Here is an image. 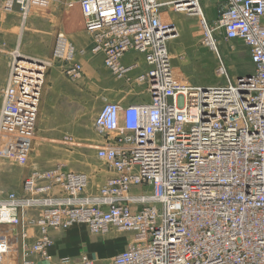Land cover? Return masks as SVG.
I'll return each instance as SVG.
<instances>
[{
	"label": "built area",
	"instance_id": "built-area-1",
	"mask_svg": "<svg viewBox=\"0 0 264 264\" xmlns=\"http://www.w3.org/2000/svg\"><path fill=\"white\" fill-rule=\"evenodd\" d=\"M202 1L212 4L216 20L206 19ZM31 2L0 5L7 12L18 7L24 17ZM196 3L191 9L204 14V45L221 59L218 32L243 44L252 74L231 78L220 68L227 83L217 87L179 81L170 51L177 28L163 21L171 7L188 13L178 3L80 1L94 52L115 76L139 84L147 98L108 102L97 115L94 128L103 140L96 155L111 174L103 184L82 172L34 167L21 190L0 191V228H16L25 264L48 260L54 235L82 224L93 233L134 232L113 264H264V218L256 216L260 211L264 217V0ZM56 42L54 61L67 78L82 77L75 46L62 34ZM131 54L144 63L125 66ZM32 65L10 67L1 91L0 133H33L45 69ZM234 218H249L251 236L232 229ZM59 264L94 262L64 257Z\"/></svg>",
	"mask_w": 264,
	"mask_h": 264
},
{
	"label": "rangeland",
	"instance_id": "rangeland-1",
	"mask_svg": "<svg viewBox=\"0 0 264 264\" xmlns=\"http://www.w3.org/2000/svg\"><path fill=\"white\" fill-rule=\"evenodd\" d=\"M79 1L32 0L26 14L27 17H23L18 7L7 12L0 5V50L5 46L8 47V51L1 50L0 53L7 56L9 72L7 83L12 63L27 62L22 66L31 68L29 64H33L34 61L36 63L38 61L49 62L34 117L33 133L29 135L5 134L3 131L0 133V191L17 192L21 190L23 182L34 167L39 170L60 168L66 172H82L92 175L95 183L103 184L111 174L96 155V147L103 140V136L94 128L97 115L108 102L122 99L126 102H135L147 98L139 84L126 77L119 78L113 75L104 64L102 66L100 62L102 55L93 52L92 37L86 32ZM201 6L206 11L208 20L217 19L218 16L212 4L203 1ZM58 10H65L64 27L59 32L50 30L43 34L41 45L45 46L49 43L48 46L52 47L53 53L51 59L42 58L35 55L38 45L32 37L34 35L29 26L30 21L34 16L46 17ZM193 14L173 10L164 17V22L176 24L179 33L177 38L170 43L173 68L177 79L196 86L217 87L227 83L220 68L225 69L231 78L237 75L252 74L254 66L243 44L228 42L223 34L218 32L216 40L219 42L217 49L220 59L216 51L201 42L203 35L200 30L199 17L192 16ZM78 30L82 32L81 65L83 72L82 77L71 80L66 78L65 74L66 77L63 75L64 72H61L63 69L58 68L61 67L60 63L57 67V61H54L53 55L58 36L62 34L72 43L74 42L73 33ZM54 70H58L63 79L52 82L55 84L53 90L47 91L48 85H53L49 79ZM91 73H97V80L92 78L94 76ZM1 91L2 89L0 94ZM0 99L1 111L2 97ZM22 155L26 157V163L20 162L19 156ZM5 181H7L6 185L3 184ZM19 186L20 189H18ZM1 228L4 231L5 245L8 248L6 257L9 258L16 246L20 248L16 239L18 234L13 226ZM68 233L78 234L82 237V246L87 247L86 253L78 259L70 258L77 261L86 256L94 264L100 260L102 263L112 264L114 258L133 241V235L130 232L114 229L109 232L93 233L85 224L75 225L63 234ZM92 240H99L102 250L99 251L100 245L95 247ZM73 247L78 248L79 244Z\"/></svg>",
	"mask_w": 264,
	"mask_h": 264
},
{
	"label": "crops",
	"instance_id": "crops-1",
	"mask_svg": "<svg viewBox=\"0 0 264 264\" xmlns=\"http://www.w3.org/2000/svg\"><path fill=\"white\" fill-rule=\"evenodd\" d=\"M65 17H66L65 10H58V11H54L50 15H47L46 17L34 16L31 19L29 26L32 28L31 31H32V34L34 35L32 37L34 38V40L37 42V45H38V48H36L37 53L35 55H39L42 58L51 59L52 53H53L52 47L48 46L49 43H47L45 46H42L41 40L43 39V34L45 32H49L50 30L52 32L61 31V29L64 27ZM73 40L74 42H72V44L75 46L78 52L75 58V62L82 64V32L81 30H78L77 32L73 33ZM1 47H4V46H1ZM1 50H5L6 52L8 51V47L5 46L4 49H1ZM129 57L131 58V56ZM129 57L127 58L128 61L130 59ZM132 57H138L139 59L143 58L142 56H135V55L134 56L132 55ZM103 61H104V58L101 56L100 62H102V66H103ZM45 63L48 65L49 62L45 61ZM57 67H58V64H57ZM58 68L62 70L60 66ZM8 73L9 72H8V66H7V56L5 54L0 53V90L3 89L7 83ZM91 74L92 76H94L92 78L97 80V73H91ZM50 77H51L49 79L50 83L58 82V81H61V79H63V76L58 70H54L53 74ZM54 85L55 84H53L52 86L48 85L47 91H50L51 89L53 90ZM0 98H1V94H0ZM0 107H1V99H0ZM6 182L7 181H5L3 184L6 185ZM20 186L18 187V189H20ZM0 237H1L0 238V241H1L0 264H22L21 252L18 246H16V249L10 256L11 259H9L10 257L9 258L6 257L8 253V248L5 245L6 238H4V231L2 228H0ZM53 238L55 241V246L49 250V259L39 260L37 261L36 264H58L60 258L71 257V258L78 259L80 256L83 255V253H86L87 247L82 246V241H81L82 237H80L78 234L76 235L74 233H68V234L57 233L54 235ZM91 242L95 244V247L97 245H100L99 251L102 250L101 248L102 245L99 243V240H92ZM76 244H79L78 248L73 247ZM97 264H109V263H102V261L100 260L99 262H97Z\"/></svg>",
	"mask_w": 264,
	"mask_h": 264
},
{
	"label": "bare ground",
	"instance_id": "bare-ground-1",
	"mask_svg": "<svg viewBox=\"0 0 264 264\" xmlns=\"http://www.w3.org/2000/svg\"><path fill=\"white\" fill-rule=\"evenodd\" d=\"M81 1V0H80ZM80 1H79V4H80ZM187 1H190V0H181V1H174V0H160V2H167V3H178L179 5H180V7H186V8H188V13L187 14H189V13H194L192 16H198V17H202V16H204V14H205V17H206V11H204L203 12V9H202V13H204V14H202V16L200 15V14H198L199 12H200V9L199 8H195V9H191V8H194V5H197V3H196V0H193V1H195V2H193V3H191V4H188L189 2H187ZM203 2V1H202ZM31 4H32V2H31ZM30 7V6H29ZM29 7H28V9H27V12H28V10H29ZM81 7V6H80ZM174 7H171V10L173 11L174 9H173ZM202 8V7H201ZM182 10H184V9H182ZM21 11V10H20ZM22 12V11H21ZM183 12H186V11H183ZM82 14H83V11H82ZM27 17V16H26ZM83 17H84V14H83ZM207 19V18H206ZM84 20H85V17H84ZM208 20V19H207ZM164 21V20H163ZM208 21H210V20H208ZM85 25H86V20H85ZM174 26L177 28V26H176V24H174ZM88 34V33H87ZM179 34V33H178ZM89 35V34H88ZM178 36V35H177ZM177 36L174 38V40L177 38ZM216 41V42H215ZM215 41H214V43H215V46H216V48H217V43H219L216 39H215ZM93 42V41H92ZM173 42V39H172V41L170 42V43H172ZM201 42L203 43V38H202V40H201ZM233 43V42H232ZM204 44V43H203ZM171 51V50H170ZM93 52H94V50H93ZM95 53V52H94ZM172 53V52H171ZM132 55L134 56H141L140 54H131L130 56H131V58L129 59V61L127 60V58L124 60V65L125 66H129L131 63H133L134 61H138L141 65L144 63V58H142V59H139L138 57H132ZM172 59H173V55H172ZM38 61V60H37ZM16 63H18V64H20L21 66L22 65H26V63L25 62H16ZM39 64H40V67H43L44 69H46L45 68V66L47 67V64L45 63V62H42V61H38V63H37V65L39 66ZM103 64H104V66H105V63H104V61H103ZM29 65H31V67L33 66L32 64H29ZM42 65H45V66H42ZM106 67V66H105ZM107 68V67H106ZM108 69V68H107ZM223 70V69H222ZM110 71V70H109ZM111 72V71H110ZM221 73L223 72V71H220ZM112 73V72H111ZM113 74V73H112ZM175 74V73H174ZM114 75V74H113ZM177 75V74H176ZM6 97H7V93H6ZM257 219L259 220V221H261L264 217H263V214H262V212H260V211H257ZM248 225H249V218L247 219H245V218H241V220H239V221H237L236 220V218H234L233 219V226H232V229H235V228H237V227H241V228H243L244 229V231H245V234L247 235V236H251L250 235V232H248ZM120 231H123V230H120ZM125 232H130V231H125ZM132 235H133V237H132V240L134 241V238H135V234H134V232H130ZM256 233V231L254 230V233L253 234H255ZM262 234H264V229H262ZM132 241V242H133ZM131 242V243H132ZM131 243H129V245L131 244ZM22 264H25V262H24V260L22 259ZM112 264H113V261H112Z\"/></svg>",
	"mask_w": 264,
	"mask_h": 264
}]
</instances>
